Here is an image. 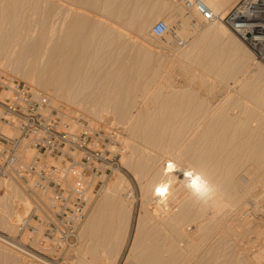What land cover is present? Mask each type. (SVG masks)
Wrapping results in <instances>:
<instances>
[{
  "label": "bare ground",
  "instance_id": "obj_1",
  "mask_svg": "<svg viewBox=\"0 0 264 264\" xmlns=\"http://www.w3.org/2000/svg\"><path fill=\"white\" fill-rule=\"evenodd\" d=\"M203 1L220 18L173 0H0V66L24 70L51 92L49 104L102 113L92 102L102 105L106 95V105L115 103L102 108L113 109L110 136L128 132L135 142L125 140V165L141 181L145 212L128 264H251L249 245L236 249L242 239L234 247L230 238L251 227V213L237 215L248 195L264 219V62L223 20L236 0ZM160 17L176 30L166 38L151 33ZM175 33L185 34L184 47ZM119 171L86 221L94 264L100 252L121 261L131 236L136 199ZM68 172L80 186V168ZM43 195L40 203L51 202L50 192ZM13 212L1 220L11 228L26 220Z\"/></svg>",
  "mask_w": 264,
  "mask_h": 264
},
{
  "label": "built area",
  "instance_id": "obj_2",
  "mask_svg": "<svg viewBox=\"0 0 264 264\" xmlns=\"http://www.w3.org/2000/svg\"><path fill=\"white\" fill-rule=\"evenodd\" d=\"M173 1L188 10L195 8L205 19L220 18L203 0ZM223 20L258 59L264 60V0H239ZM175 31L162 19L151 29L152 35L164 38ZM179 43L183 44L184 40L180 39ZM0 93L3 94L0 96V124L19 132L0 131V181L18 178L32 185L33 190L52 192L57 212L49 223L45 239L54 250L64 251L79 237L90 207L89 190L95 181L94 189L100 191L110 174L123 169L120 151L110 147V139L103 132L87 129L85 125L78 128L66 116L65 107L49 108L48 100L38 96L27 82L7 76L1 69ZM26 140L36 148L35 159L29 162L19 155ZM44 155L56 158L57 163H51ZM78 163L89 175H85L88 177L86 186L76 189L67 184L66 179L69 168ZM31 216L19 226V232L29 229V237H34L37 230L31 226ZM33 218L40 220L39 216L33 215ZM0 239L41 262L51 259L17 237L0 233Z\"/></svg>",
  "mask_w": 264,
  "mask_h": 264
},
{
  "label": "rangeland",
  "instance_id": "obj_3",
  "mask_svg": "<svg viewBox=\"0 0 264 264\" xmlns=\"http://www.w3.org/2000/svg\"><path fill=\"white\" fill-rule=\"evenodd\" d=\"M238 1L239 0H236L235 1V4ZM235 4H233L232 6H234ZM153 13H156V10H154ZM161 19L163 20L162 17H160L158 20H161ZM204 22H207V21H204ZM174 36H176V39H177V42H178L177 46H180V44H179V40L180 39H183L184 40V44H182L181 47L182 46L184 47L187 44V39L186 38L185 39L183 38V36H185L184 33H181L179 35L178 34H175ZM150 43H151V45L153 44V48L155 50H157V48L155 47V45H157L156 42L150 41ZM254 58L256 59L255 56H254ZM256 60H259V61H263L264 62V60H260L258 58ZM195 65H196V68L198 69V72H199V69H201V65L200 64H195ZM3 67L4 66H2V67L0 66V69L2 71L4 70V72H3L4 74H6L7 76H15L18 79L27 82L28 84L31 85V87L34 89V91L37 93L38 96L44 97L47 100L49 98H52V96L50 94L51 93L50 91H43V89L40 87V85H39L38 82L33 81V80H30V79H27L26 77H24L23 76V71L24 70L23 71L21 70L18 73V71L20 69L18 70V67H16V66H15L16 67L15 68L14 66L11 65L10 69H8L9 67L8 68H6V67L3 68ZM20 73L22 75H19ZM176 78L178 80L182 81V82L185 81V77L183 75H178ZM228 81H227V83H228ZM230 81H229L228 84L229 85H231V84L234 85L233 84L234 83L233 79L230 80ZM100 86L102 87L103 85H99V87ZM0 96H2V93H1ZM100 97H103V96L100 95L98 97L96 95V97H95L96 98V101H95V99H94V101L95 102H98V101H101L102 100V105H101V102H99V103H93L92 102L93 99H90L89 100V103L87 101V104H89V105H87V104L86 105L88 107H90V109H93L95 111V109L92 108V107H94L95 105L98 104L97 108H98V110H101L100 112H102V113H99V111H96L95 113L92 111L93 113H91V112L87 111V109H85V108H83L82 110H84V111H82V110H80L81 108L79 109V106H77L75 103L73 105V102L65 101V100H60V102H59L58 105L57 104H49V108L51 107V108H60L61 109L62 108L61 105L64 104L63 106L67 109V115L66 116H68L69 120L71 122H73L74 125H76L78 128L85 125V127L87 129H90V130H93L94 129V130L101 131V132H103L110 139V142H111L110 145H112V147L111 146L110 147L112 149H115L116 147H119L120 148V155H121V162H122V165H123V169H121V171H119V172H122L123 174H125V176L130 180V182L132 184V186L130 187V191H131V193L134 192L135 199H136L135 200V206H134V209H133L134 210L133 211V215L134 216H133V221H132V227L130 229V235L131 236H129L130 239L128 241L127 247H126V249L124 251L123 259L121 261H119V259H117L116 255H114L111 252H109L108 254H105L103 252H100V255L101 256L103 255V258L100 259V261H98L97 264H126V263L128 264V262H127V259H128V256H129L128 254L131 252L130 249H131V247L133 248V245L135 244L134 241H136V239H137V238H135V235L137 233L136 231H137V228H138L137 225L138 224L140 225L139 221H141V219H142V218L139 219L140 218L139 215H142V217H143V214L145 212V209L144 208L143 209L141 208V207H143L141 205L142 204L141 203V195H142V192L140 191L141 190L140 189L141 186L138 185V184L141 185V183H140L141 181L138 182L137 181L138 180L137 176H134V175H136L134 173V171L132 169H130L129 165H125L126 157L124 155V151L126 149H129V147H127V145H129V144L125 143L126 142L125 140L127 138V142L128 143H131V142L133 143L134 140L132 139L133 140L132 141L130 139L131 137L129 138V135L130 134L128 132H126V133L123 132V134L122 133H119L120 135L118 136L117 139H115L113 136H110L111 134H109L108 130H109L110 127H112L110 125H112V124L114 125L113 121L115 120V118H114L115 116H113V113L111 114V110H113L112 107H113V105L115 103L114 102H112V103L110 102L112 104V107H109L110 108V110H109L110 113L105 112L104 110L106 108L104 109L103 104L106 105V101H104V100L107 99V96L104 95V99L101 98V100H100ZM86 100H88V99H86ZM86 100H85V102H86ZM107 100L109 101L110 99L108 98ZM90 101L92 102V105H94V104L95 105L94 106H91L90 105L91 104ZM103 101H104V103H103ZM48 102H49V100H48ZM107 103H108V105H106L105 107L111 106L109 102H107ZM78 104H80V102ZM80 105H83V102H81ZM95 108H96V106H95ZM77 109H79V110H77ZM122 125L123 124H121L120 126H122ZM122 127H124V126H122ZM1 130L3 132H5V133H8V134H10V133L11 134H14V133L18 134L19 133L16 130L13 131L9 127H2L1 124H0V131ZM120 130L121 129H118L117 131H120ZM31 143L32 142L30 140H26L24 142V146L21 148V152L19 153L20 158L21 159H25V161H27V162L35 159L36 148H35L34 144L32 143V145H31ZM114 146H115V148H114ZM125 152H127V150ZM44 157H47L48 161H50L51 163H55L56 164L57 161H58L54 157H48V156H45V155H44ZM71 167L72 168L73 167H79L80 168V170H81L80 177H81V180H82V184L80 186H77L73 181H68L66 179L67 184L71 185L72 187H74L76 189L82 188V187L86 186V181H87L88 177L85 176V175L86 174L89 175V173L86 170H84V168L81 166L80 163L74 164V166H71ZM117 172L118 171H116V172H114V173H112V174H110L108 176V178L106 179L105 185L100 189V191H97V189L96 190L94 189L95 184L97 183V181H95V183L92 186L91 190H89V193H91L90 194L91 203H90V207L88 209V212H87V216L85 218V221L83 222L82 227L80 229L79 237L74 242V244L72 245V247L67 248L64 251H56V250H54L52 248V244L47 239H45L46 232L49 229V223H50V221L52 219L55 218V214L57 212V207H56V204H55V201H54L52 192H50L51 193V196H50V201L51 202H49L47 204H44V203L42 204V202L40 203V201H42L43 197H45L43 195V191L33 190L34 187L32 185H30V184H27L26 181H24L22 179H18V178H16V179H6V180L0 181V233L6 234V235H10V236H13V237H17L18 240L23 241L25 244L30 245L34 249H36L38 251L41 250L43 253H46L47 256L49 255L48 257L51 258L49 260V262H47V264H94L93 263L94 261L92 260L93 253H92V250H91V247H90V243H89V240H88V237H87V234H86V230H85L86 224H87L86 221L89 220V217H90L91 213L93 212L94 207L96 206L95 204H97L99 200L100 201L103 200V198L106 196L107 191H108L107 188H108V186L111 185V183H112V181L114 179L113 177L116 174H118ZM83 177H85L86 180L83 181ZM99 187L100 186H98L97 188L99 189ZM40 192H41V194H40ZM5 195L8 198H6ZM250 196L251 195H248V198H246L247 196L245 197L246 199L243 202V204L241 205L242 208L240 207V210L237 213V215L239 214V215L242 216V214H244L246 212L245 214L247 216L248 213H251V214L248 215V217L250 216L251 219H252L250 221V222H252V223H250L251 224V227H250L251 229L247 225L246 226V229L249 228V231L247 233L246 231L248 229L245 230V226L244 227H241V228H238L237 231L240 230L239 232H241V234L239 233V235H238L237 232L236 233H232L230 235V238L233 239L232 240L233 242L235 241V238H237L238 240H240V238L242 239L241 241H243V243L240 241L242 243V245L240 244L239 246L237 245V243L239 244L240 242L237 239H236V242H234L235 244L231 241L234 244L232 246L235 247V245H237L236 249H238L239 247L241 248L242 246H244L246 244H247V246L249 245L248 246L249 247V250H251L250 251L251 252L250 253V256H251L250 257V259H251L250 262H251V264H255L258 260H261V261H258V262H261V264H263L264 263V261H263L264 260V253H262V252L264 251V249H263L264 246L262 247V244L263 243L260 242V236H259L260 235L259 234L260 232H259V230L264 229V225H263L264 224V222H263L264 219L261 221L262 212L257 213L259 211L255 210V208H256L255 207L256 205L254 203L255 200H254V198L252 196L251 197ZM14 200H15V202H14ZM138 200H140V201H138ZM18 201L20 203H17ZM12 202H14V203H12ZM15 204H18L17 205L18 207ZM19 204H20V206H19ZM41 206H43V209H42ZM243 207H246V208H243ZM14 208H15V210L13 212L12 209H14ZM16 208H17V211H16ZM249 208H250V210L247 211V209H249ZM245 209H246V211H245ZM6 211L7 212L9 211L10 213L13 212V214H15V212H16L17 214H15L13 216L16 217L17 215H19L17 217H20L21 216V217H23L25 219L27 217H29L30 215H32L30 222H31L32 228H35L37 230L36 236L29 237V235H31L29 233H31V232H30L29 229H27L25 232H26V236H28V237L25 238L26 236L24 235V232L23 233L19 232L20 231L19 230V226L24 223V222L22 223L21 221L15 223V226H13L15 228H11L12 226H10V225H9L10 226V228H9V226H7L6 224H5L6 227H4L5 225L1 222V220H3L4 217L6 218L7 215L10 216L9 215V212L7 214ZM241 212H242V214H241ZM33 215L34 216H39L40 217V220H38L37 218H33ZM239 215H238V217H240ZM255 217H256V219H255ZM250 224H249V226H250ZM242 230H244V231H242ZM243 232H244L245 235L243 234ZM246 233H247V235H246ZM233 235H235V237H233ZM238 236H240V237H238ZM44 241H46V242H44ZM259 242L262 243V244H260ZM244 243H246V244H244ZM0 246H1L0 247V264H25V262H29L31 264H46V263H43V262L40 263L39 260H38V263H37V259H34V258L33 259L36 260L35 262H34V260H30L29 261V259H27L24 255H21L22 253H20L18 251H14L13 249H12L13 251H11V248L9 250V248H6L7 247L6 245H5L6 247H4L3 246V243L1 244V242H0ZM232 246L230 245V247H232ZM250 246L252 247V249H251ZM236 252H235V254H236ZM238 255H240V254H238ZM253 255H255L256 257L254 256L255 259L252 260ZM223 257H225V260H223V262H224V261H226V255L223 256ZM236 257H238V256L236 255ZM220 259L222 260V257ZM220 259H219V261H220ZM253 261H255V262L252 263ZM262 261H263V263H262Z\"/></svg>",
  "mask_w": 264,
  "mask_h": 264
}]
</instances>
